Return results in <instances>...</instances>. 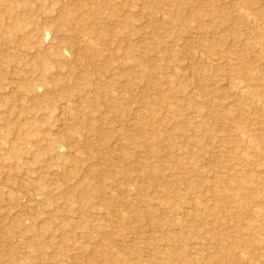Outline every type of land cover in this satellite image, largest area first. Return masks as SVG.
Wrapping results in <instances>:
<instances>
[{"label": "rangeland", "instance_id": "rangeland-1", "mask_svg": "<svg viewBox=\"0 0 264 264\" xmlns=\"http://www.w3.org/2000/svg\"><path fill=\"white\" fill-rule=\"evenodd\" d=\"M261 100L264 0H0V264H264Z\"/></svg>", "mask_w": 264, "mask_h": 264}, {"label": "bare ground", "instance_id": "bare-ground-1", "mask_svg": "<svg viewBox=\"0 0 264 264\" xmlns=\"http://www.w3.org/2000/svg\"><path fill=\"white\" fill-rule=\"evenodd\" d=\"M252 20V19H251ZM39 29H38V27H37V31H38ZM91 38V37H90ZM88 39V38H87ZM84 43H86V44H88V45H92V39H90V40H87L86 42H84ZM237 89H238V91L243 95V96H247L248 95V89H247V87L246 86H244L243 84H241V83H239V84H237ZM260 106H261V108H262V110H264V100H261V102H260ZM68 107H70L69 105H68ZM243 141L249 146V147H252L253 149L255 148V143H254V141H253V139L251 138V137H249V136H247V135H244L243 136ZM253 208V207H252ZM255 208V207H254ZM254 210V209H253ZM255 212V211H254Z\"/></svg>", "mask_w": 264, "mask_h": 264}]
</instances>
